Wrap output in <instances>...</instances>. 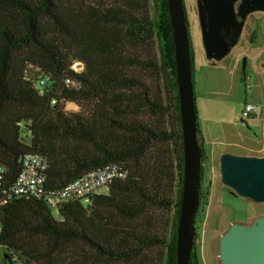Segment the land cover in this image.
I'll use <instances>...</instances> for the list:
<instances>
[{
	"label": "trees",
	"instance_id": "1",
	"mask_svg": "<svg viewBox=\"0 0 264 264\" xmlns=\"http://www.w3.org/2000/svg\"><path fill=\"white\" fill-rule=\"evenodd\" d=\"M155 3V15L147 6L81 15L60 0H0V190L31 154L48 158L50 190L107 164L128 173L87 207L0 205L2 264H176L184 143L168 4ZM193 75L197 87L195 64Z\"/></svg>",
	"mask_w": 264,
	"mask_h": 264
},
{
	"label": "water",
	"instance_id": "2",
	"mask_svg": "<svg viewBox=\"0 0 264 264\" xmlns=\"http://www.w3.org/2000/svg\"><path fill=\"white\" fill-rule=\"evenodd\" d=\"M175 47L176 80L184 143V176L176 238V264L192 263L202 190L204 149L199 142L191 34L184 0H167ZM202 45L209 66L228 59L243 38L250 15H264V0H196ZM264 71V62L261 63ZM247 59L242 75H246ZM222 185L244 202L264 204V155L225 152ZM8 255L4 256L7 259ZM219 264H264V215L233 223L219 239Z\"/></svg>",
	"mask_w": 264,
	"mask_h": 264
},
{
	"label": "rangeland",
	"instance_id": "3",
	"mask_svg": "<svg viewBox=\"0 0 264 264\" xmlns=\"http://www.w3.org/2000/svg\"><path fill=\"white\" fill-rule=\"evenodd\" d=\"M187 11L191 45L195 59V79L197 93L198 123L203 128L214 130L215 148L234 150L245 135L253 137L249 145L250 152L264 155V130L260 117L241 121L240 114L243 100L261 107L264 116V16L252 15L249 18L243 38L231 56L215 67L209 66L202 45L201 31L198 22L196 0H184ZM67 8L85 15L89 10L147 6L152 15L156 12L155 0H60ZM254 30L258 36L254 44L250 39ZM247 59L250 97L245 98L244 86L241 83L243 60ZM80 108L67 104V113H77ZM264 118V117H263ZM202 137L199 142L202 145ZM204 181L202 190L206 196L205 205L197 219L195 249L197 264H219V239L236 222L249 224L254 218L264 215V204L244 202L233 195L222 183L217 156L205 159L202 163ZM5 251L0 248V264L4 261ZM193 263L196 264L195 260Z\"/></svg>",
	"mask_w": 264,
	"mask_h": 264
},
{
	"label": "built area",
	"instance_id": "4",
	"mask_svg": "<svg viewBox=\"0 0 264 264\" xmlns=\"http://www.w3.org/2000/svg\"><path fill=\"white\" fill-rule=\"evenodd\" d=\"M72 69L81 72L83 64L75 63ZM67 85H72L67 81ZM45 86L42 81L40 87ZM73 86V85H72ZM258 112V107L253 103H245L241 110L240 120H248ZM49 160L39 154L27 155L22 159V170L15 183L8 189L0 190V205L6 203L13 197H29L44 200L56 212L68 202H80L87 207L95 197L106 195L110 187L119 180L127 178V171L120 164H107L101 168L84 174L81 178L74 180L63 189L50 190L47 188ZM5 169L0 166V188L4 181ZM0 227V235H1ZM1 248V247H0Z\"/></svg>",
	"mask_w": 264,
	"mask_h": 264
},
{
	"label": "crops",
	"instance_id": "5",
	"mask_svg": "<svg viewBox=\"0 0 264 264\" xmlns=\"http://www.w3.org/2000/svg\"><path fill=\"white\" fill-rule=\"evenodd\" d=\"M247 102L252 103L251 99ZM244 104H245V101L243 100V105ZM255 105L258 107V112L255 115H253L252 118H256L259 116L261 121L263 122V130H264V118H263L264 116H263V113L262 112L260 113V110H259L261 107H259L258 104H255ZM199 128H200V135L202 137V140H201L202 147H203L204 152L208 158H210V157L212 158L214 156H217L219 159L220 155L225 153V152H232V153H236V154H246V155H256V154L250 152V150L248 148L249 145L253 144V141H252L253 137L251 135H245L239 144H236L233 146V148H235L234 150L233 149L228 150L226 148L218 150L214 146L217 144H215L214 142L213 143L209 142V139H213L212 133H215L214 130L212 128H209V127L203 128L202 126H200V123H199Z\"/></svg>",
	"mask_w": 264,
	"mask_h": 264
},
{
	"label": "flooded vegetation",
	"instance_id": "6",
	"mask_svg": "<svg viewBox=\"0 0 264 264\" xmlns=\"http://www.w3.org/2000/svg\"><path fill=\"white\" fill-rule=\"evenodd\" d=\"M253 15H263V14H253ZM251 16H252V15H250V16L248 17L247 24H248L249 18H250ZM263 16H264V15H263ZM246 27H247V25H246ZM245 29H246V28H245ZM255 31H257V30H254V32H255ZM254 32H253V33H254ZM253 33H252V34H253ZM260 65H261V64H260Z\"/></svg>",
	"mask_w": 264,
	"mask_h": 264
}]
</instances>
